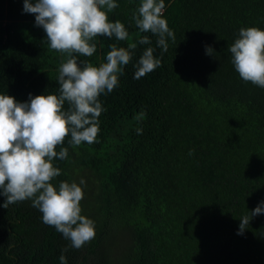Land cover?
I'll list each match as a JSON object with an SVG mask.
<instances>
[{"label":"trees","instance_id":"trees-1","mask_svg":"<svg viewBox=\"0 0 264 264\" xmlns=\"http://www.w3.org/2000/svg\"><path fill=\"white\" fill-rule=\"evenodd\" d=\"M114 2L101 10L128 38L98 35L93 55L78 59L98 67L111 45L137 47L118 86L98 97L105 111L96 142L71 146L69 133L56 147L68 158L52 161L57 189L61 181L82 188L81 215L94 221L95 237L72 248L31 200L4 208L0 195V264H60L65 248L67 264H264V214L237 235L240 219L264 201V88L239 76L228 50L241 28L264 30V0H164L161 18L175 36L167 51L132 19L142 0ZM23 5L0 0V94L17 102L59 95L69 58L50 48ZM144 35L150 45L138 43ZM148 47L161 66L134 79Z\"/></svg>","mask_w":264,"mask_h":264},{"label":"clouds","instance_id":"clouds-1","mask_svg":"<svg viewBox=\"0 0 264 264\" xmlns=\"http://www.w3.org/2000/svg\"><path fill=\"white\" fill-rule=\"evenodd\" d=\"M118 5L114 0H24L23 12L36 14L35 25L46 32L52 50L67 53L69 58L59 67V95L48 94L17 102L14 97L0 94V195L6 197L4 208L25 200L42 213V221L54 226L56 231L80 249L95 237L94 221L81 215L80 202L84 198L82 188L75 182L61 181L58 189L51 181L61 175L53 167V159L68 158V143L79 146L82 142H96L99 131L98 117L102 108L98 97L111 93L118 86V73L122 72L132 55L136 43L128 48L111 45L106 63L93 66L79 60L78 56L91 57L96 45L90 44L96 36H106L124 41L129 33L120 21L109 22L106 11ZM165 9L164 0H142L138 14L132 19L142 33L157 37L156 47L167 51L168 39L175 40L166 19L161 18ZM141 45L152 43L148 35L142 36ZM232 63L239 76L264 88V30L256 27L241 28L239 37L229 46ZM148 47L134 66V79H140L161 66V59ZM206 55L214 49L205 45ZM67 103V109L64 108ZM141 130L137 129L139 134ZM192 154L190 150L189 155ZM85 181L81 179L80 184ZM264 214V201L242 217L237 235H242L252 217ZM62 250L60 264H67Z\"/></svg>","mask_w":264,"mask_h":264}]
</instances>
